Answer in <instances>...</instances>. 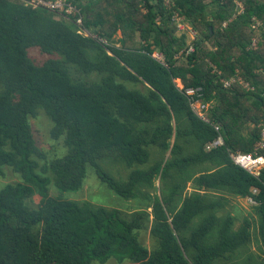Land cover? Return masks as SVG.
Returning a JSON list of instances; mask_svg holds the SVG:
<instances>
[{
    "label": "trees",
    "instance_id": "16d2710c",
    "mask_svg": "<svg viewBox=\"0 0 264 264\" xmlns=\"http://www.w3.org/2000/svg\"><path fill=\"white\" fill-rule=\"evenodd\" d=\"M31 1L0 0V174L23 179L0 186V264H264V168L256 177L230 158L264 157V0H65L71 14ZM40 112L63 156L39 147ZM88 168L150 211L50 196L83 188ZM36 194L46 204L34 208ZM224 195L256 202L262 254L248 219L234 230Z\"/></svg>",
    "mask_w": 264,
    "mask_h": 264
},
{
    "label": "rangeland",
    "instance_id": "374dc122",
    "mask_svg": "<svg viewBox=\"0 0 264 264\" xmlns=\"http://www.w3.org/2000/svg\"><path fill=\"white\" fill-rule=\"evenodd\" d=\"M165 2L169 3L170 0H165ZM177 24V32L176 36H180L184 34L187 38V42H191V39H195L196 33L192 30L191 26L188 23L180 22L179 20L176 22ZM120 38V33L114 36V40H118ZM262 38V36H261ZM116 47L119 46L118 43L115 44ZM153 56L159 57L158 52H154ZM175 84L178 89H182L183 86L179 80H175ZM199 109L198 103L193 105V108ZM36 119H32V125L35 133L36 140L38 141L39 147L42 149L44 153L47 154L48 159H51L55 156H63L65 153V149L63 147L62 141H53L50 136V130L52 125L48 120V117L45 116L43 112ZM252 125H249L248 129L245 131L246 135L249 134ZM156 155V154H155ZM168 158V153L165 154L164 159ZM155 157L153 158V160ZM41 163L44 165L46 163L45 159H40ZM153 163L150 161L148 164L142 166L143 168H148ZM110 170H112V174L116 177H124L127 178L131 169H127L122 166L119 162H115L110 165ZM5 173L0 174V186L4 187L9 184H17L21 182L23 179L20 174H18L12 167H6L4 169ZM43 175H46L42 172ZM48 175H50L48 173ZM83 188L77 191H60L57 187L50 186V196L52 197H62L65 199H72L78 202L90 201L96 205H102L108 208H116L120 209L127 213H132L136 210H142L146 208L147 201L143 197V195H139V197L132 199H124L115 194L108 186L102 183L96 176L93 169L88 168L86 177L83 182ZM154 185L159 187V179L154 180ZM193 190L191 182H187L186 187L184 189L185 194L191 193ZM228 199V204L223 209L224 213H227L235 218L234 222V230L239 229L244 224V219H248L251 227L252 233V244L250 245V251L259 253L258 248L259 243L256 242L255 235L257 232L258 220L257 216L254 213L253 205L249 202H246L245 199H240L238 197H232L228 195H224ZM47 200L42 197L40 194H36L32 199L29 200V203L34 207L38 208L42 204H46ZM147 211H150V208H146ZM143 242L150 250L152 248L153 240L150 239L149 232H143ZM109 264H119L116 260H111ZM123 264H132L129 262H125ZM228 264V263H226Z\"/></svg>",
    "mask_w": 264,
    "mask_h": 264
},
{
    "label": "built area",
    "instance_id": "2783aa9c",
    "mask_svg": "<svg viewBox=\"0 0 264 264\" xmlns=\"http://www.w3.org/2000/svg\"><path fill=\"white\" fill-rule=\"evenodd\" d=\"M30 4L34 8L38 7H46L52 12H61L64 11L66 14H71L73 11V8L69 7L66 3L65 0H56L54 2H46L44 0H32ZM68 6L67 8H64ZM158 60L162 61L163 59L161 56L156 57ZM227 86H230V83L227 84ZM199 89H186L185 94L187 96H198ZM195 103H198L199 109L195 107L193 108V105ZM193 112L201 118L203 121L208 122L207 118L205 117V111L208 109L207 105H203L201 102L196 101L192 103L191 105ZM215 129H218L215 127ZM263 140H264V134H263ZM223 145V141L221 138H218L214 141H212L207 147V151L217 148ZM261 145V144H260ZM230 158L233 161L234 164L239 165L240 168L246 170L247 172L255 175L256 177L260 176L261 170L264 168V157L261 155H258L257 153H242V152H237V153H230ZM246 202H249L252 205H255L256 202L253 199H248Z\"/></svg>",
    "mask_w": 264,
    "mask_h": 264
}]
</instances>
